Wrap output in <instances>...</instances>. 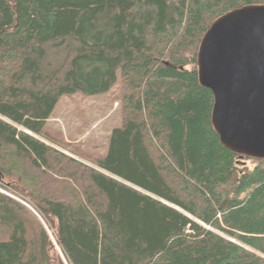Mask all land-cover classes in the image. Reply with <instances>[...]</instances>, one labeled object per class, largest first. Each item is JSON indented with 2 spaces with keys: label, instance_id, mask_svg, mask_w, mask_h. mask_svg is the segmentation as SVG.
<instances>
[{
  "label": "trees",
  "instance_id": "obj_1",
  "mask_svg": "<svg viewBox=\"0 0 264 264\" xmlns=\"http://www.w3.org/2000/svg\"><path fill=\"white\" fill-rule=\"evenodd\" d=\"M260 4L0 0V187L40 216L0 191V264H52L48 229L66 264H264V158L243 165L221 144L196 66L215 19ZM118 68L105 155L45 131L62 96L107 92ZM197 222L199 245L161 259Z\"/></svg>",
  "mask_w": 264,
  "mask_h": 264
},
{
  "label": "water",
  "instance_id": "obj_2",
  "mask_svg": "<svg viewBox=\"0 0 264 264\" xmlns=\"http://www.w3.org/2000/svg\"><path fill=\"white\" fill-rule=\"evenodd\" d=\"M196 66L213 95L211 124L221 144L240 158H264V4L215 19L200 40Z\"/></svg>",
  "mask_w": 264,
  "mask_h": 264
},
{
  "label": "rangeland",
  "instance_id": "obj_3",
  "mask_svg": "<svg viewBox=\"0 0 264 264\" xmlns=\"http://www.w3.org/2000/svg\"><path fill=\"white\" fill-rule=\"evenodd\" d=\"M122 124L121 110V72L117 69L116 82L107 92L87 95L81 92L62 96L56 103L51 116L45 123V131L54 138H63L69 142L73 149H81L84 152L93 155H105L108 149V140L114 128L120 127ZM43 141H47L39 137ZM59 151L70 155L82 163L94 166L89 161L78 158L69 150L63 149L53 144ZM243 165L248 160L239 158ZM0 191L14 198L23 204L34 216L40 217L38 212L23 197L12 190L0 187ZM40 220V218H38ZM41 223L46 228L43 220ZM196 225V224H195ZM206 227V228H205ZM208 226L199 224L195 226L194 232L187 234L183 239H175L168 245L166 252L162 253L161 259L169 260L176 257L184 256L192 246L199 245L204 239L205 230H209ZM48 235L54 244V250L49 255L52 264H59L56 255L61 258V253L55 244V235L48 229ZM260 242L264 243V238H260ZM248 248V246H247ZM60 260V259H59ZM64 264H66L63 261Z\"/></svg>",
  "mask_w": 264,
  "mask_h": 264
}]
</instances>
